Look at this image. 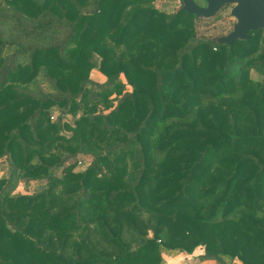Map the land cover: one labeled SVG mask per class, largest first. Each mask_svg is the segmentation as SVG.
<instances>
[{"label": "trees", "instance_id": "trees-1", "mask_svg": "<svg viewBox=\"0 0 264 264\" xmlns=\"http://www.w3.org/2000/svg\"><path fill=\"white\" fill-rule=\"evenodd\" d=\"M154 1L0 0V264H264V29Z\"/></svg>", "mask_w": 264, "mask_h": 264}, {"label": "rangeland", "instance_id": "rangeland-1", "mask_svg": "<svg viewBox=\"0 0 264 264\" xmlns=\"http://www.w3.org/2000/svg\"><path fill=\"white\" fill-rule=\"evenodd\" d=\"M199 4H203V0H197ZM154 5L161 11L172 13L176 11L181 5L182 2L180 0H155ZM231 5H225L222 7L214 16L210 18H195V28L196 34L198 38H206L212 39L216 36L225 35L231 30L232 22L234 18L230 16L229 10ZM97 70H92L90 76L93 80L98 81L94 78V74ZM249 76L253 80H261L262 76L254 69L249 71ZM44 87V85H43ZM60 114V108L53 107L51 112V119L56 120L57 116ZM73 119L70 115H63L62 122L67 121L71 122ZM62 133L65 135H70L69 131L62 130ZM89 165V159L81 158L77 160V163L74 167V171H83ZM10 167L7 163L6 158H0V178L6 177L8 171H10ZM60 174V170L57 172ZM47 181L45 179L42 180H31L27 183H24L23 180H19L16 188L14 189V193H22V194H31L34 191H37L46 186ZM151 236V233H149ZM160 242V240H158ZM202 251V248H197L195 251Z\"/></svg>", "mask_w": 264, "mask_h": 264}, {"label": "water", "instance_id": "water-1", "mask_svg": "<svg viewBox=\"0 0 264 264\" xmlns=\"http://www.w3.org/2000/svg\"><path fill=\"white\" fill-rule=\"evenodd\" d=\"M181 2V9L194 14L196 18H210L225 5H231L229 14L234 18L231 30L211 39L220 45L247 40L250 31L264 29V0H205L204 6L198 5L194 0Z\"/></svg>", "mask_w": 264, "mask_h": 264}, {"label": "crops", "instance_id": "crops-1", "mask_svg": "<svg viewBox=\"0 0 264 264\" xmlns=\"http://www.w3.org/2000/svg\"><path fill=\"white\" fill-rule=\"evenodd\" d=\"M94 78L99 82H103L105 77L99 72L93 73ZM162 260L163 264H222L215 259L202 258V251H193L192 253H185L178 249H167L162 248ZM228 264H241L240 261L234 260L232 263Z\"/></svg>", "mask_w": 264, "mask_h": 264}]
</instances>
